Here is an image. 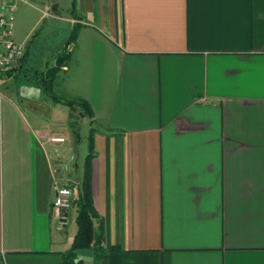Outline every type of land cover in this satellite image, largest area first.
<instances>
[{
  "label": "crops",
  "instance_id": "0c3cea01",
  "mask_svg": "<svg viewBox=\"0 0 264 264\" xmlns=\"http://www.w3.org/2000/svg\"><path fill=\"white\" fill-rule=\"evenodd\" d=\"M61 2L47 16L74 73L58 101L0 79V264H63L78 205L62 227L55 187L77 202L88 175L106 257L78 249L83 264H264V0ZM29 53L20 66L41 71L63 55Z\"/></svg>",
  "mask_w": 264,
  "mask_h": 264
},
{
  "label": "rangeland",
  "instance_id": "374dc122",
  "mask_svg": "<svg viewBox=\"0 0 264 264\" xmlns=\"http://www.w3.org/2000/svg\"><path fill=\"white\" fill-rule=\"evenodd\" d=\"M48 1L51 0H17L15 2L16 10L14 14L15 19L13 39L17 45L23 46L25 50L29 48V54L31 58L36 56V59H34L33 61L34 65H42L46 61H50L53 64V57L58 52L61 51L63 55H65L67 54L66 51H68H64V45L67 39L64 38V36L65 33L68 34L66 32L67 24L62 21L61 26H57L55 21L53 22L52 20H50V18H48L49 16H47L46 8ZM60 1H62L61 3H63L65 0ZM54 66H56V64L52 65L50 68ZM72 73H74V68L71 69L70 73H66L61 70L58 71L55 76L54 84H57L58 86L60 83L65 84V79L70 77ZM7 82L9 83V85L5 84ZM3 84L4 90H6L8 87V93H10L11 95H15L17 91L16 83L13 79H10L8 81L5 80ZM51 91L53 92V94L55 93V90L53 88ZM30 99H32L31 96ZM79 124L81 126L80 130L78 131L80 135V138L78 140L79 143H77L79 145V148L77 149L75 155L78 157V162L81 164V162L84 161V158L87 155V151L90 145L89 140L91 135L93 134L91 133L90 135L91 129L88 120H82ZM67 134H69V143L77 140L74 132H68ZM71 228L76 230V223L73 217H71Z\"/></svg>",
  "mask_w": 264,
  "mask_h": 264
},
{
  "label": "trees",
  "instance_id": "16d2710c",
  "mask_svg": "<svg viewBox=\"0 0 264 264\" xmlns=\"http://www.w3.org/2000/svg\"><path fill=\"white\" fill-rule=\"evenodd\" d=\"M80 26L77 25L74 32H72L73 40ZM69 40V41H71ZM68 59V54L62 55L58 60L56 66L47 69L46 71L38 70L34 67H26L19 66L18 69L14 71L12 74L16 81L22 84H30L40 87L43 92L51 96L53 100L58 101V97L53 94L52 87L55 82V76L58 71H60L64 62ZM71 108H74L75 105H79L83 109L86 110L87 114L91 115L89 110V106L86 105L85 102L82 101H72L64 103ZM72 127H78L77 122L71 123ZM93 135L90 137V156L93 153ZM89 176V175H88ZM88 176L87 180H85L84 190L81 193L80 198L77 202H73L78 205V215H77V226L78 231L74 239L73 246L70 250L63 253V264H83V261L78 259L76 250L78 249H92L95 253L97 261L102 260L106 257V252L103 247L104 238L103 233L101 231L95 230V220L97 219V213L93 206L92 196L90 193V188L88 186Z\"/></svg>",
  "mask_w": 264,
  "mask_h": 264
},
{
  "label": "built area",
  "instance_id": "2783aa9c",
  "mask_svg": "<svg viewBox=\"0 0 264 264\" xmlns=\"http://www.w3.org/2000/svg\"><path fill=\"white\" fill-rule=\"evenodd\" d=\"M16 1L0 0V79L11 76L19 68L25 55L24 47L17 45L13 39ZM48 139L53 144L65 142L64 137L61 136H50ZM72 199L73 191L71 188L59 185L55 187L53 208L62 227L67 223L66 210L72 206Z\"/></svg>",
  "mask_w": 264,
  "mask_h": 264
}]
</instances>
